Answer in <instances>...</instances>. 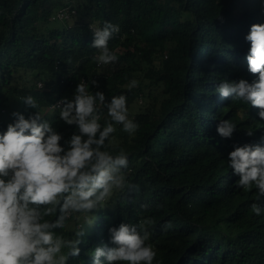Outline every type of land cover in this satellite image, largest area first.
Returning <instances> with one entry per match:
<instances>
[{
	"label": "trees",
	"instance_id": "16d2710c",
	"mask_svg": "<svg viewBox=\"0 0 264 264\" xmlns=\"http://www.w3.org/2000/svg\"><path fill=\"white\" fill-rule=\"evenodd\" d=\"M61 8L76 13L60 19ZM78 9L87 19L78 20ZM105 21L120 27L108 42L117 61L98 65L91 28ZM253 23H264L259 0H0V132L14 123L13 112L28 118L40 111L68 139L75 126L52 105L71 99L81 81L97 80L99 89L90 91H103L109 101L125 95L128 109L139 97L147 100L129 113L138 131L130 136L116 125L106 149L128 153L125 175L138 190L116 191L104 209L57 230L74 238L85 225L80 255L68 264H93L95 247L113 246L110 227L146 217L155 219L148 241L157 251L153 264H264V212L251 211L253 203L264 208V197L257 199L255 186L237 187L227 160L234 146H264V121L256 107L215 91L225 78L256 79L246 61ZM132 80L138 86L129 90ZM29 95L38 109L21 101ZM98 107L104 125L110 118ZM222 119L237 126L231 138L217 133Z\"/></svg>",
	"mask_w": 264,
	"mask_h": 264
},
{
	"label": "clouds",
	"instance_id": "9594fccd",
	"mask_svg": "<svg viewBox=\"0 0 264 264\" xmlns=\"http://www.w3.org/2000/svg\"><path fill=\"white\" fill-rule=\"evenodd\" d=\"M259 3L264 14V0ZM91 31L90 46L98 50L95 62H116L117 55L108 42L120 32L119 25L105 21L102 28ZM245 40L250 44L247 70L256 79L249 82L225 78L215 91L222 98L232 97L256 107L264 121V23H253ZM90 85L100 87L95 79ZM90 85L85 81L77 83L71 99L62 98L54 105L60 108V120L75 126L68 139L43 119L40 111L28 118L13 112L14 123L0 132V264H68L70 258L80 255L85 225L75 231L74 238H65L57 230L65 229L74 216L104 209L116 191L138 190L125 175L128 153L123 148L116 154L106 150L113 142L116 125L130 136L139 129V124L129 118L127 97L121 94L109 101L103 91H90ZM137 86L136 80L128 85L129 90ZM21 101L32 109L39 107L31 95ZM98 105L107 109L110 118L104 125L100 123L103 112ZM236 129L228 119L217 125V133L223 138H231ZM246 134L252 136L253 132ZM227 160L233 174L239 177L236 186L245 191L255 186L257 199L264 197V146H234ZM251 211L259 216L264 208L253 203ZM92 223L89 220L87 225ZM154 224V218L146 217L138 224L122 222L110 227L113 246L95 247L91 251L93 264H102L101 257L106 264H153L157 251L148 241ZM171 227L169 222L164 230Z\"/></svg>",
	"mask_w": 264,
	"mask_h": 264
},
{
	"label": "rangeland",
	"instance_id": "374dc122",
	"mask_svg": "<svg viewBox=\"0 0 264 264\" xmlns=\"http://www.w3.org/2000/svg\"><path fill=\"white\" fill-rule=\"evenodd\" d=\"M78 20H81V19H87V17L83 16L80 12V10L78 9ZM76 21V20H75ZM74 21V22H75ZM26 80L28 81H32L33 80V76L30 75V74H26ZM147 100L143 99L142 97H139L138 99H135L130 107H129V113H133L135 114L138 110H140L141 108H143V106L146 104ZM7 113H8V110L6 109L5 111L3 110L2 111V114L3 116H7ZM9 116V115H8Z\"/></svg>",
	"mask_w": 264,
	"mask_h": 264
},
{
	"label": "built area",
	"instance_id": "2783aa9c",
	"mask_svg": "<svg viewBox=\"0 0 264 264\" xmlns=\"http://www.w3.org/2000/svg\"><path fill=\"white\" fill-rule=\"evenodd\" d=\"M76 13V10L75 9H72L71 11H69L68 8H61L58 10L56 16L59 17L60 19H67V18H70L72 14ZM39 85L41 86L42 85V82H39ZM61 99H59L58 101H60ZM56 101L52 107H54V105L57 104Z\"/></svg>",
	"mask_w": 264,
	"mask_h": 264
}]
</instances>
